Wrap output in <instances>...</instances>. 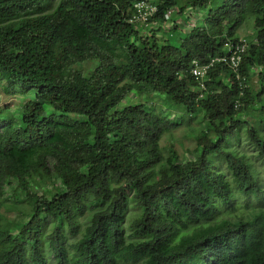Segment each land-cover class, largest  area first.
Wrapping results in <instances>:
<instances>
[{
  "label": "trees",
  "instance_id": "16d2710c",
  "mask_svg": "<svg viewBox=\"0 0 264 264\" xmlns=\"http://www.w3.org/2000/svg\"><path fill=\"white\" fill-rule=\"evenodd\" d=\"M52 2L0 0V80L37 93L17 117L0 109V264H264V0ZM241 30L255 37L238 71L216 64L201 98L192 62ZM182 126L188 155L161 144Z\"/></svg>",
  "mask_w": 264,
  "mask_h": 264
},
{
  "label": "rangeland",
  "instance_id": "374dc122",
  "mask_svg": "<svg viewBox=\"0 0 264 264\" xmlns=\"http://www.w3.org/2000/svg\"><path fill=\"white\" fill-rule=\"evenodd\" d=\"M54 2H52V5L55 6L57 4L56 1H59V0H53ZM156 6H153V9L155 8ZM151 7H148V10H150ZM168 18V20L166 19V23L163 24L162 28L166 31H169L171 30L172 27H174L171 19L173 17L172 15V12L170 11L169 13L166 14L165 18ZM190 20H188V23H185L184 20L185 18H181L177 21V25L180 26V28L182 29V31L184 32H190L192 30H194L195 28H198V27H201L205 22H204V17L203 15H200V14H195V15H192L190 18ZM155 29H158V25L154 26ZM140 28V26H139ZM240 34V39H248V40H251L253 39V37H255L254 34H252V32L250 31H246V30H241L239 32ZM173 39H176V43H180L178 38L175 36ZM117 50H115L116 52V55L120 58V59H124L123 57V54L122 52L120 51L119 48L116 47ZM260 70L259 69H255L254 70V77L252 79V85L256 88L259 87V82H258V79H259V73ZM88 73V71L86 72ZM261 78V76H260ZM8 87V84L4 81V80H0V109L1 110H4V113H6L7 115H13V116H19L23 110L25 109V107L33 102L34 100H36V97H37V93L35 91H32L30 90V92H28L27 94H20L18 91H19V87L18 86H12L11 88L13 89V92L14 94L13 95H8L6 93V88ZM136 101V96L133 94V93H130L128 95V98L126 99L125 103H128L129 105L132 104V103H135ZM160 103V101H158ZM162 102V101H161ZM46 109L47 111H53V107L50 103H47L46 104ZM160 109V107L158 108ZM176 118L178 117V115L175 116ZM258 120H255L253 121V125L257 126L258 125ZM193 128H198L200 129V126L197 125V123H192L191 125ZM188 129L186 127H181L180 129L176 130L175 132H173V136L171 137L170 135L167 136L165 139H163V142H161L162 146L164 145H169V142L171 141L172 138H174L175 142V146H176V149L180 152V153H186V155H188V152L187 151H191L193 149V146L195 144L194 141H192L191 137H187V133H188ZM247 149L245 150L246 151V154L247 156H250L252 158V161L255 162V165L257 163H259L258 161H256L255 159H253V156L254 154L256 153L254 149L252 148H248L246 146V144L244 145ZM185 155V158L186 157H190V156H186ZM257 167V165H256ZM258 168V167H257ZM264 172V171H263ZM59 182H56V184H58ZM30 186L32 187L33 191L34 192H39L40 189L38 188H34L33 187V184H30ZM17 188H18V184L17 183H13L12 186L8 187L7 189V196L8 197H11L16 191H17ZM21 193V192H20ZM240 209H237V212L235 214H242L240 213L239 211H242V209L244 208L243 205H239ZM90 211V210H89ZM90 214L87 212V217L89 216ZM122 215V214H121ZM120 215V217L117 219V224L119 227H121V223H123V228L125 227L126 229V232H127V235L125 236V238H127L129 236V234H131V225L127 222V220L123 219L122 216ZM11 217L14 219L16 218L17 220L20 219V216L17 214V213H14L11 215ZM87 217L86 218H80L81 220V223L82 224H85L86 221H87ZM121 236V234L119 235ZM102 240H103V243L105 245V247L107 246H110L111 245V241H112V233H111V230L110 228H105L104 231H103V234H102ZM124 236H121V238H123ZM119 249H115L114 250V253L116 256L120 255L121 253H124L126 250H127V245L125 244L124 240L122 239V243L119 245ZM48 251V250H47ZM47 256L50 257L49 255V252L47 254Z\"/></svg>",
  "mask_w": 264,
  "mask_h": 264
},
{
  "label": "clouds",
  "instance_id": "9594fccd",
  "mask_svg": "<svg viewBox=\"0 0 264 264\" xmlns=\"http://www.w3.org/2000/svg\"><path fill=\"white\" fill-rule=\"evenodd\" d=\"M144 3V2H143ZM147 5H148V7H151L150 9H153V7L151 6V5H149L147 2H145ZM139 4H142V2L141 3H139ZM139 4H137V5H139ZM148 7H147V9H148ZM149 11V10H148ZM154 14L153 15H155L156 14V12H157V10H156V8H154ZM152 15V16H153ZM152 16H150V17H152ZM149 17V16H148ZM165 19H167L168 20V18L166 17ZM146 22H148V21H146ZM140 23H143L142 21H140ZM156 23V22H155ZM157 24V23H156ZM154 26H155V24H154ZM237 47H239V49H240V51H238L236 54H234V52H235V50L237 49ZM246 47H247V42H246V40L245 39H239V41H237L236 43H227L226 45H225V53L221 56V57H219V58H223V57H225L226 58V61H217V62H213V60H215V59H219V58H215V59H213L210 63H208V64H200L198 61H196V60H194L193 62H192V68H191V76L195 79V81L198 83V90L200 91V97L201 98H203V96L206 94L205 92L207 91V82L209 81V72H210V70L212 69V68H214V66L216 65V64H219V63H224V64H227L229 67H231L235 72H237L238 71V69H239V67H240V64H241V62H242V59H243V54H244V52H245V49H246ZM230 48H231V51L229 52V50H230ZM232 58H234V59H232ZM233 60V61H232ZM194 62H197V64L199 65V66H201V67H203V66H207V65H209V64H211V63H213V66L211 67V68H209V70L207 71V74L205 75V77L203 78V80H197L194 76H193V69L195 68V64H194ZM235 64H236V66H235ZM254 73V72H253ZM241 199H242V203H245L246 201H250V203H252V204H255V203H253V197H251V199H248V200H246V198L245 199H243L242 197H241Z\"/></svg>",
  "mask_w": 264,
  "mask_h": 264
},
{
  "label": "built area",
  "instance_id": "2783aa9c",
  "mask_svg": "<svg viewBox=\"0 0 264 264\" xmlns=\"http://www.w3.org/2000/svg\"><path fill=\"white\" fill-rule=\"evenodd\" d=\"M136 7L138 9L140 8H143L145 7L147 9L148 5L146 3H142V4H139V5H136ZM154 9H150L148 12L146 13H140V17H139V20L142 21V22H146L147 21V16H152L154 14ZM231 51V48L229 50V52ZM238 51H240L239 47H237V49L235 50L234 54H236ZM234 59V58H232ZM217 61H226V58L223 57V58H219V59H215L213 60V62H217ZM233 61V60H232ZM195 64V68L193 69V76L197 79V80H203V78L205 77V75L207 74V71L209 70V68H211L213 66V63L207 65V66H199L197 64V62H194ZM236 66V64H235Z\"/></svg>",
  "mask_w": 264,
  "mask_h": 264
}]
</instances>
